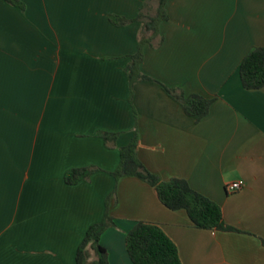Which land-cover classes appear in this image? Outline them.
I'll list each match as a JSON object with an SVG mask.
<instances>
[{"label":"crops","instance_id":"crops-1","mask_svg":"<svg viewBox=\"0 0 264 264\" xmlns=\"http://www.w3.org/2000/svg\"><path fill=\"white\" fill-rule=\"evenodd\" d=\"M18 1L0 0V264H76L106 212L109 264H133L125 238L138 220L158 223L182 264H264V87L245 89L238 71L264 46V0L167 1L162 42L144 46L140 70L184 96L214 97L198 122L158 82L130 85L141 24L111 17L133 19L147 0ZM135 131L147 170L186 179L239 231L195 228L145 181L116 180ZM87 166L99 170L65 183ZM236 180L244 185L228 191Z\"/></svg>","mask_w":264,"mask_h":264},{"label":"trees","instance_id":"trees-1","mask_svg":"<svg viewBox=\"0 0 264 264\" xmlns=\"http://www.w3.org/2000/svg\"><path fill=\"white\" fill-rule=\"evenodd\" d=\"M12 4H20L18 0H6ZM168 0H147L133 19L126 20L117 16L111 17L113 23L127 24L138 21L141 32L137 50L129 56L125 72L132 86L137 81L158 82L163 90L180 103L184 112L196 122L204 118L210 110L213 98L199 94L184 96L178 89L166 86L140 70L143 59V48L146 44L151 47L159 46L162 36L159 33L160 22L168 18L166 3ZM154 6L149 7V3ZM241 84L245 89L253 90L264 87V46L251 47L238 66ZM106 141L115 138L116 133L102 131L99 133ZM138 133L135 131L130 142L119 148L120 161L117 168L111 172L118 180L122 176H135L154 187L159 201L169 210H184L191 226L199 229L221 231H239L225 223L221 207L207 196L193 189L184 178L172 177L161 180L143 165L137 155ZM99 170L96 167H76L67 170L64 181L68 185L87 180L90 175ZM114 194V193H112ZM108 199L106 206H108ZM114 226L112 216L105 213L103 219L91 224L75 253L76 264H109L107 250L101 245V235L109 227ZM264 246V240L261 239ZM126 249L133 264H182L178 248L173 240L155 222L138 220L127 232Z\"/></svg>","mask_w":264,"mask_h":264},{"label":"built area","instance_id":"built-area-1","mask_svg":"<svg viewBox=\"0 0 264 264\" xmlns=\"http://www.w3.org/2000/svg\"><path fill=\"white\" fill-rule=\"evenodd\" d=\"M243 185H244V182L242 180H236V181H232L229 184H227L226 189L232 192V191H236L240 189Z\"/></svg>","mask_w":264,"mask_h":264}]
</instances>
